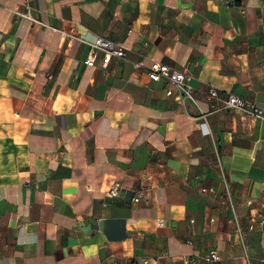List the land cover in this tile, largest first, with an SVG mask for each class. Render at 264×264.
Instances as JSON below:
<instances>
[{
  "label": "crops",
  "instance_id": "1",
  "mask_svg": "<svg viewBox=\"0 0 264 264\" xmlns=\"http://www.w3.org/2000/svg\"><path fill=\"white\" fill-rule=\"evenodd\" d=\"M100 36L127 58L86 65ZM210 86L264 108V0H0V264H248L236 221L260 264L264 121Z\"/></svg>",
  "mask_w": 264,
  "mask_h": 264
},
{
  "label": "built area",
  "instance_id": "2",
  "mask_svg": "<svg viewBox=\"0 0 264 264\" xmlns=\"http://www.w3.org/2000/svg\"><path fill=\"white\" fill-rule=\"evenodd\" d=\"M90 52L85 60V64L88 66H95L100 53L103 54V63L109 64L113 57L120 59L127 58V50L124 46L115 43L104 37H97L94 42L89 43ZM136 67H144L148 70V75L153 81H160L165 79L170 82L176 91L180 93L181 100H192L196 102L193 95V91L190 85L187 83L188 78L182 71L172 70L168 65L159 61H150L146 63L144 60L135 63ZM173 88L167 90V95H172L174 93ZM203 99L209 104L210 111H237L243 115L264 121V108L260 106L256 101L248 100L237 96L230 92H221L218 88L210 86L204 93ZM226 184V180H223ZM119 183H115L109 192L106 194L107 197L113 198L119 196ZM204 193H211L217 195L212 189H203ZM224 196L228 199L231 209L234 211V203L232 199V194L228 188L225 189ZM139 199V198H137ZM237 229L236 234L241 241L243 248L245 250V258L248 264H253L251 261L250 254L246 247L247 233L242 228V226L236 221ZM257 226L264 228V216L262 214H255L250 218L249 230H254ZM205 259L210 264H218L220 261V255L217 250H212L208 253ZM260 264H264V258L260 259ZM132 264H139L137 261H133ZM143 264H149L148 259L143 260Z\"/></svg>",
  "mask_w": 264,
  "mask_h": 264
}]
</instances>
